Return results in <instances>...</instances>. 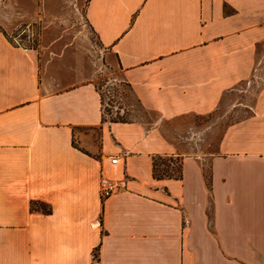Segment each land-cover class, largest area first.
I'll return each mask as SVG.
<instances>
[{"label":"crops","instance_id":"0c3cea01","mask_svg":"<svg viewBox=\"0 0 264 264\" xmlns=\"http://www.w3.org/2000/svg\"><path fill=\"white\" fill-rule=\"evenodd\" d=\"M85 18L159 121L112 122L93 83L42 82L0 29V264H264V0H88ZM252 79L203 153L180 121ZM157 157L180 179L155 178ZM102 177L123 186L102 199Z\"/></svg>","mask_w":264,"mask_h":264},{"label":"rangeland","instance_id":"374dc122","mask_svg":"<svg viewBox=\"0 0 264 264\" xmlns=\"http://www.w3.org/2000/svg\"><path fill=\"white\" fill-rule=\"evenodd\" d=\"M87 1L0 0V29L14 45L37 53L42 82H57L60 87L91 82L96 89L106 87L104 116L112 122L159 121L140 108L122 82L114 58L106 54L91 31L85 18ZM261 84L253 79L244 83L212 115L188 117L180 125L198 134V148L203 153H214L224 128L247 114L235 107L243 100L252 104ZM154 162L160 174L179 165L173 158L157 157Z\"/></svg>","mask_w":264,"mask_h":264},{"label":"built area","instance_id":"2783aa9c","mask_svg":"<svg viewBox=\"0 0 264 264\" xmlns=\"http://www.w3.org/2000/svg\"><path fill=\"white\" fill-rule=\"evenodd\" d=\"M123 82V81H122ZM99 96H100V99H101V110H102V113L104 114V111H105V104H104V99H105V94L108 93L106 87H102L100 90L99 89H96ZM110 163L112 165H116L118 163V158L116 157H113L111 160H110ZM123 186V183L122 182H114V181H111V180H108L104 177L100 178V182H99V193H100V197L102 199H106L108 198L109 196H111L112 194L116 193L120 187Z\"/></svg>","mask_w":264,"mask_h":264},{"label":"trees","instance_id":"16d2710c","mask_svg":"<svg viewBox=\"0 0 264 264\" xmlns=\"http://www.w3.org/2000/svg\"><path fill=\"white\" fill-rule=\"evenodd\" d=\"M165 173V174H164ZM153 176L155 178H176V179H180L181 177V169H180V164L178 165V167L174 170L171 169L170 171H164L162 174L158 173V171L156 170V165L155 162L153 163ZM31 209L32 210H40L43 213H49L50 212V207H48L47 205L43 204V203H39V202H32L31 203Z\"/></svg>","mask_w":264,"mask_h":264}]
</instances>
